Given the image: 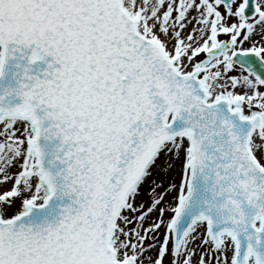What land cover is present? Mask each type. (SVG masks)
I'll use <instances>...</instances> for the list:
<instances>
[{
    "label": "snow or ice",
    "instance_id": "obj_1",
    "mask_svg": "<svg viewBox=\"0 0 264 264\" xmlns=\"http://www.w3.org/2000/svg\"><path fill=\"white\" fill-rule=\"evenodd\" d=\"M0 264H264V0H0Z\"/></svg>",
    "mask_w": 264,
    "mask_h": 264
}]
</instances>
